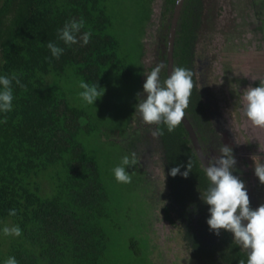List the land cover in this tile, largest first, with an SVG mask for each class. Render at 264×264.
<instances>
[{"label": "trees", "instance_id": "16d2710c", "mask_svg": "<svg viewBox=\"0 0 264 264\" xmlns=\"http://www.w3.org/2000/svg\"><path fill=\"white\" fill-rule=\"evenodd\" d=\"M109 1L0 0V75L15 72L25 85L21 88L13 81L12 111L0 112V264L8 257H15L18 264L105 263L109 225L114 224L109 215L111 195L98 161L81 139L95 133L101 121L86 108L69 103L66 89L42 81L47 74L67 72L66 78L75 79L78 86L83 80L103 88L109 70L119 77L128 75L117 57L119 42L111 28ZM200 1L183 0L174 35L173 68L193 72ZM174 3L163 0V16H171ZM81 18L85 26L77 35L91 30L89 43L65 45L58 38L59 30ZM49 42L64 49L59 58L52 56ZM159 57L165 65V52ZM160 79H165V67ZM193 81L185 117L207 158V144L214 135L209 137L213 130L194 77ZM156 127L152 125L153 130ZM159 127L164 133L157 139L169 200L161 208L162 217L178 225L194 264H238L241 259L246 264L247 254L233 234L222 229L216 235L207 224L210 213L203 196L210 181L182 125L172 132L163 124ZM124 143L121 146L126 148ZM219 145H224L222 140ZM130 152L138 154L137 147ZM188 160L192 172L187 178L169 174L177 166L185 171ZM233 171L238 177L242 173L236 166ZM12 209L14 216L9 215ZM15 225L22 234L5 236L3 228Z\"/></svg>", "mask_w": 264, "mask_h": 264}, {"label": "rangeland", "instance_id": "374dc122", "mask_svg": "<svg viewBox=\"0 0 264 264\" xmlns=\"http://www.w3.org/2000/svg\"><path fill=\"white\" fill-rule=\"evenodd\" d=\"M201 21L193 48V77L213 132L207 144L209 160L219 157L220 140L232 148L239 178L245 182L251 207L264 204V185L254 174L253 156L264 163V128L253 126L244 114V93L264 83V0H201ZM111 28L119 42L118 59L128 75L109 70L103 79L104 95L89 105L79 96L75 79L65 75L43 78L65 91L74 106L86 108L101 123L81 137L83 146L98 161L108 185V248L104 264H194L177 224L162 217L167 204L164 162L152 125L136 111L138 93L146 76L165 52L166 24L163 0H110ZM164 37V38H162ZM94 119V118H93ZM95 122V121H93ZM130 138H134L133 140ZM125 140V146H121ZM127 140V141H126ZM129 140V141H128ZM138 142V143H137ZM137 163L126 167L131 183H120L113 169L131 148ZM139 165V167H138ZM140 168L141 170H139Z\"/></svg>", "mask_w": 264, "mask_h": 264}, {"label": "clouds", "instance_id": "9594fccd", "mask_svg": "<svg viewBox=\"0 0 264 264\" xmlns=\"http://www.w3.org/2000/svg\"><path fill=\"white\" fill-rule=\"evenodd\" d=\"M85 22L81 18L79 21L71 20L58 32L59 40L65 45H73L82 41L87 45L92 36V31L81 30ZM52 56L59 58L64 49L55 43L47 44ZM163 63L157 64L146 76L143 84V93H138V103L136 111L139 112L144 123L157 125L151 135L156 138L162 136L163 130L159 125L167 127L168 132L174 131L186 116V109L189 107L190 98L194 88L193 72L184 67H174L171 75L161 81L160 73L164 69ZM15 81L21 88L19 76L13 72L9 75H0V112L8 113L13 108V88ZM79 87L83 89L79 96L89 105L104 95L105 89L98 84H88L80 81ZM245 107L244 114L251 121L253 126L264 128V83L258 87H249L244 93ZM5 122L6 119H5ZM254 174L259 182L264 185V163L257 162V157L253 156ZM137 163V154L131 153V157L125 155L121 164L113 169L115 179L120 183H131L132 176L126 171V167L134 166ZM236 160L233 150L227 145L220 148V156L214 158L205 168V173L210 181L203 196V201L209 206L210 216L207 224L210 230L219 235L220 230H225L233 234L234 241L247 251L246 264H264V204H260L256 209L251 207L250 198L246 184L238 176L233 174ZM181 166L173 167L170 170L172 177L181 175L187 178L192 172V162L188 160L186 170L181 172ZM9 215H16V210L9 211ZM5 236L14 235L19 237L22 230L18 225L3 228ZM4 264H18L15 257H8ZM238 264H245L241 259Z\"/></svg>", "mask_w": 264, "mask_h": 264}, {"label": "water", "instance_id": "95a60500", "mask_svg": "<svg viewBox=\"0 0 264 264\" xmlns=\"http://www.w3.org/2000/svg\"><path fill=\"white\" fill-rule=\"evenodd\" d=\"M182 3H183V0H175V3L173 5V9L171 12V16L169 19V26L167 29V35H166V39H165V44H166L165 45V79L168 77V75H171V72L173 69V67H172V63H173L172 52H173L174 35H175L177 19H178L180 10H181ZM181 125L187 134V137L190 141V145H191V147L195 153V156H196L198 162L200 163L201 167L205 171V168L208 166L209 162H208L205 154L203 153L201 146L198 143L197 137H196L190 123L186 119V117H184L182 119ZM244 251L247 254V251L246 250H244Z\"/></svg>", "mask_w": 264, "mask_h": 264}, {"label": "crops", "instance_id": "0c3cea01", "mask_svg": "<svg viewBox=\"0 0 264 264\" xmlns=\"http://www.w3.org/2000/svg\"><path fill=\"white\" fill-rule=\"evenodd\" d=\"M260 84H262V83L260 82ZM260 84H257V86H256V87H258Z\"/></svg>", "mask_w": 264, "mask_h": 264}, {"label": "flooded vegetation", "instance_id": "af4514ba", "mask_svg": "<svg viewBox=\"0 0 264 264\" xmlns=\"http://www.w3.org/2000/svg\"><path fill=\"white\" fill-rule=\"evenodd\" d=\"M225 143V142H224ZM208 158V160H209V157H207Z\"/></svg>", "mask_w": 264, "mask_h": 264}]
</instances>
